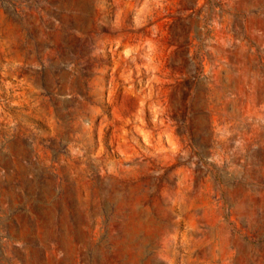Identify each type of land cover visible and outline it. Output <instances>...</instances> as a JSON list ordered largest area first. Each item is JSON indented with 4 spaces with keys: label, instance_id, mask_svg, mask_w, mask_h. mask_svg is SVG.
Masks as SVG:
<instances>
[{
    "label": "rangeland",
    "instance_id": "1",
    "mask_svg": "<svg viewBox=\"0 0 264 264\" xmlns=\"http://www.w3.org/2000/svg\"><path fill=\"white\" fill-rule=\"evenodd\" d=\"M0 264H264V0H0Z\"/></svg>",
    "mask_w": 264,
    "mask_h": 264
}]
</instances>
